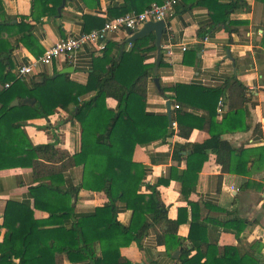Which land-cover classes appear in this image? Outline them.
<instances>
[{
  "label": "trees",
  "instance_id": "16d2710c",
  "mask_svg": "<svg viewBox=\"0 0 264 264\" xmlns=\"http://www.w3.org/2000/svg\"><path fill=\"white\" fill-rule=\"evenodd\" d=\"M120 1L124 7L115 10L116 18L141 13L168 0ZM185 1L192 2L185 10L200 6L208 8L216 25L231 23L230 17L235 10L247 9L243 0H234L228 5L219 0ZM61 4L62 0H33V22L42 17H56ZM4 16V4L0 0V41L12 28L22 34L20 41L23 44L33 41L34 23L29 22V17H22L21 22L13 25L4 20ZM85 22L90 25L87 26L88 32L100 29L106 23L104 18L94 15L86 16ZM167 39L168 32L163 37L164 41ZM131 46L112 59L105 73L92 72L86 85L76 84L68 76L58 74H41L30 79V83L21 81L10 74L13 47L7 51L1 49L0 171L31 168L37 179L46 177L50 183L40 182L31 189L35 210H47L48 219H38L34 209L25 204L7 203L4 223L0 225V239L3 237L0 264H74L85 261L91 264H134L122 256L121 249L133 242L140 244L155 225L164 228L157 242L166 247L171 257L181 250L179 258L174 260L177 264H262L255 253L243 254L235 246L218 244L220 229L234 231L239 238L248 225L246 220L210 218L202 222L200 212L203 207L225 211L189 201L199 173L209 158V151L216 153L223 174H250L247 165L251 162L248 157L252 152L234 149L222 139L225 131L237 129L234 126L214 133L202 144L187 145L190 149L187 169L180 178L182 194L193 213L187 240L179 237L178 230L187 222L184 216L188 210L180 208L178 219L171 220L158 187L149 186L151 193H144L146 173L143 165L134 161L135 149L149 143L165 145L176 131L168 116H153L146 111L148 84L155 67V63L148 64L147 60L149 53L157 52L156 37L147 36ZM110 47H107L108 51H111ZM163 64L161 59L160 65ZM238 89L242 94L241 105L224 118L223 127L232 119L240 121L243 116L242 107L248 103L243 97L246 89L240 84ZM176 90L178 93L188 91L193 99L200 101L180 97L176 100L180 107L176 118L177 134L189 139L198 127L212 124L193 112H204L214 120L218 114L217 104L225 98V90L186 85H179ZM90 94L94 96L83 100ZM25 99L35 103L11 107L15 100ZM108 99L117 101V109L108 107ZM59 108L73 114L81 126L82 150L74 156L61 151L56 144L34 146L23 130L25 123L48 119ZM255 132L264 135L262 131ZM76 167L83 168L81 183L77 187L64 188V174ZM81 191L104 193L107 202L96 208L94 214L77 217L72 200ZM118 202L125 203L133 213L128 226L118 219ZM68 219H73L71 229L65 226ZM97 247L101 250L100 255Z\"/></svg>",
  "mask_w": 264,
  "mask_h": 264
},
{
  "label": "crops",
  "instance_id": "0c3cea01",
  "mask_svg": "<svg viewBox=\"0 0 264 264\" xmlns=\"http://www.w3.org/2000/svg\"><path fill=\"white\" fill-rule=\"evenodd\" d=\"M2 1L4 20L8 23L16 25L21 22L22 17H29V22L34 23V39L32 42H26V45L20 41L22 34L17 28H12L2 36L0 51H7L10 47L14 49L11 54L12 76H16L19 66L31 64L60 39L88 33L87 26L90 25L85 22L86 16L94 15L104 18L105 22L112 21L116 19L115 10L124 7L120 0H73L63 8L61 16L58 9L56 17H42L38 22H33V0ZM219 1L228 5L234 0ZM243 1L247 9L235 10L230 17L231 23L216 25L208 8L200 6L185 10L192 2L180 0L175 16L168 21L170 37L162 42L164 64L160 65L157 74V52L149 53L147 60L148 64L155 63V67L148 84L146 111L153 116H168V104H171V123L176 134L165 145L149 143L138 146L135 149L134 161L142 164L146 173L144 193L149 195L151 190L148 187L157 186L163 203L169 209L171 220L178 219L180 208L188 210L184 216L187 222L178 230L179 237L187 240L193 213L182 194L180 180L187 169V157L190 153L187 145L202 144L216 132L232 126L237 128L225 131L222 139L234 149L252 152L248 157L251 162L247 165L250 174H223L221 165L217 163L216 153L209 151V158L199 173L189 201L208 204L225 211L203 207L200 212L202 222L210 218L223 221H227V218L246 220L248 225L239 238L234 231L220 229L218 244L235 246L243 254L255 253L264 264V135L255 132L258 130L264 134V0ZM129 37L128 31H122L110 37L105 50L90 45L79 51L73 59L62 58L54 61L51 66H40L33 77L41 74L66 75L72 82L86 85L92 72H106L112 59L123 51L122 46ZM131 44L127 43L124 50L131 49ZM169 44L172 45L173 51L171 58L166 54V46ZM109 45L111 51H108ZM66 71L68 73H65ZM156 78L158 84L155 82ZM238 84L246 89L243 97L247 98L248 103L242 107L243 116L240 121L229 119L223 127L224 118L241 105L242 94ZM179 85L225 90V98L219 101H223L224 106L220 108L219 103L217 104L218 114L214 120L204 112H193L212 124L205 123L204 127H198L189 139L177 134L176 118L179 109H176V106L179 105L176 100L180 97L192 102L200 101L193 99V95L187 93L188 91L178 93L176 89ZM92 96L94 94L87 95L83 100ZM107 105L112 109L118 107L114 99H108ZM23 130L34 146L56 144L58 149L72 156L82 150L80 124L73 114L60 108L48 119L25 123ZM82 174V167L68 170L63 176L64 188L77 187L82 181ZM46 180L47 178L42 176L37 179L31 168L0 171V225L4 223L5 210L10 201L34 209L35 216L40 220L48 219L47 210H35L31 193L32 187L40 182L50 183ZM245 184L247 188H243ZM72 201L75 216L83 217L94 214L96 208L107 202V198L104 193L81 191ZM117 212L119 221L128 226L132 220V211L125 203L118 202ZM72 225L73 219L65 221L67 229H71ZM163 231L164 228L153 226L140 244L133 242L130 246L122 248V256L134 264H177L174 262L176 252L171 257L166 247L157 242ZM2 240L3 237L0 241ZM255 245L256 247H253ZM100 252L97 247V254L100 255ZM74 264L91 263L85 261Z\"/></svg>",
  "mask_w": 264,
  "mask_h": 264
},
{
  "label": "built area",
  "instance_id": "2783aa9c",
  "mask_svg": "<svg viewBox=\"0 0 264 264\" xmlns=\"http://www.w3.org/2000/svg\"><path fill=\"white\" fill-rule=\"evenodd\" d=\"M179 4L180 0H168L161 5H155L141 13H129L112 21H107L100 29L81 35L62 38L31 64L19 66L16 77L21 81L29 82L40 66H51L54 61L62 58L73 59L79 51L90 45L105 50L106 43L111 36L122 31L137 32L148 22L165 21L167 32H169L168 21L175 16ZM168 37L170 36L168 35ZM166 54L168 57H172L173 51L171 44L166 46ZM7 87H9V85H7ZM223 106L224 102L221 101L219 107L222 108ZM176 109H180V107L176 106Z\"/></svg>",
  "mask_w": 264,
  "mask_h": 264
},
{
  "label": "water",
  "instance_id": "95a60500",
  "mask_svg": "<svg viewBox=\"0 0 264 264\" xmlns=\"http://www.w3.org/2000/svg\"><path fill=\"white\" fill-rule=\"evenodd\" d=\"M73 0H63L61 7L59 8V15L61 16L63 8L66 7L68 2H72ZM167 32V25L165 21H157V22H148L146 23L143 28L137 32L129 31L130 37L129 39L123 44L122 50H124V47L127 43H135L139 39L145 38L149 36L150 34L154 33L156 37V47H157V62L155 67V74H157L158 69L160 67L161 59H162V42L163 37ZM65 73H68L67 71ZM155 82L158 84L159 81L156 78ZM35 101L31 99H25L22 103H20L19 100H15L11 107H17L19 105H27V104H34ZM168 117L169 121L172 122V110H171V104H168ZM73 117H71V120ZM181 250L177 251L174 255L175 259H178L180 256Z\"/></svg>",
  "mask_w": 264,
  "mask_h": 264
}]
</instances>
